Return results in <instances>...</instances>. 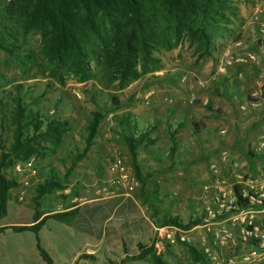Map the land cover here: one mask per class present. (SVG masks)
<instances>
[{
    "label": "trees",
    "instance_id": "16d2710c",
    "mask_svg": "<svg viewBox=\"0 0 264 264\" xmlns=\"http://www.w3.org/2000/svg\"><path fill=\"white\" fill-rule=\"evenodd\" d=\"M4 16L19 22L22 34L36 33L40 37L41 56L50 66L51 76L59 83H62L63 75H71L79 82L90 79L93 75L90 65L94 63L105 73L109 83L116 80L123 85L159 71L161 63L156 53L169 51L182 42L193 50L196 59L211 58L216 49L214 41L235 17V8L232 0H11L5 7ZM17 49L0 41L1 52L9 57L23 58L15 56ZM20 89L19 85L13 88L8 109L11 143L4 147L0 141V219L5 215L9 191L17 185L15 179L6 178L4 170L16 161L42 157L46 151L45 144L58 147L68 129L65 121L52 116L53 112L42 116L29 110L23 103ZM109 102L110 112L121 107L116 98H110ZM206 109L210 111L209 106ZM102 118L100 112L91 113L85 128L84 146L74 156L73 163L82 160L89 151ZM112 118L119 128L132 175L139 186L136 198L150 210L154 220L158 216L154 208L156 190L153 193L147 190L152 174L143 172L137 160L138 151L153 144L149 138L152 126L137 127L129 112ZM192 127L197 132V126L192 124ZM174 134V130L168 131L171 143ZM172 147L174 144L168 152L170 158L174 153ZM64 188L62 182L50 174L33 186L32 221L40 216L36 201L53 190L62 191ZM125 199L131 203L129 198ZM246 203V200L237 198L238 207H245ZM124 208L123 218L129 206ZM202 213L204 217V211ZM70 215L72 212L52 217L62 219ZM159 216L154 220L157 227L171 226L185 232L200 225L203 218L201 214L193 215L182 222L168 212ZM40 225L41 221L36 226H12L8 229L15 232L29 230L35 234ZM3 229L6 228H0ZM124 229L125 224L122 226ZM122 243L123 260L119 264L133 261L167 264L155 252L153 244L139 243L132 247L125 236ZM129 246L132 247L131 252L126 251ZM179 246L186 249L195 262L205 263L193 247L186 243H179ZM35 249L42 260L50 264L38 243Z\"/></svg>",
    "mask_w": 264,
    "mask_h": 264
},
{
    "label": "rangeland",
    "instance_id": "374dc122",
    "mask_svg": "<svg viewBox=\"0 0 264 264\" xmlns=\"http://www.w3.org/2000/svg\"><path fill=\"white\" fill-rule=\"evenodd\" d=\"M10 1L0 0V41L17 47L15 56H23V58L9 57L0 51V141L2 146L7 147L11 143V130L7 120L8 109L13 94L12 90L19 85L21 86L20 95L23 97V103L29 110L36 111L42 116H49L53 112L52 116L65 121L68 126L67 132L58 147L54 148L45 144L46 151H43L42 157H32L37 164L39 176L53 175L65 186L64 190H53L44 197H47V200L53 198L58 201L62 196V192L69 185L76 186L77 193L83 197L84 194L86 196L85 192L96 194V191H98L97 197L100 198L119 194L121 198H129L135 204L140 219L148 225V221L153 220L151 218L152 214L136 198L139 186L125 195V191L120 184L114 183L118 178V173L113 168V164L116 162L119 163V166L129 178L134 179V177L124 144L118 136L114 137L118 132L116 131L117 125L112 117L120 116L131 103L134 104L138 101L141 105L143 102L145 103L147 98L150 100L152 96L162 100V95L167 93L162 91L161 84L169 80L173 83V87L170 88L176 94L182 90L184 95L191 94L190 97H192L193 103L190 106L195 107L197 102H194V95L191 90H186L185 87L198 81H208L211 76L210 71L204 73L200 71L202 70L203 61L211 58L196 59L193 50L185 42H182L169 51L156 53L157 56H160L161 53H168L171 56L173 51L178 49L176 61L174 58L164 67L161 64L159 71L141 76L135 81L123 85H119L116 80L109 83L105 73L99 67H95L94 63H91L93 75L90 79L79 82L71 75L62 74V83H59L51 76L50 66L41 56L40 37L36 33L22 34L19 22L4 16L5 7ZM263 2L264 0H232L235 8V17H232V19L238 23V19L242 20L244 18L242 21L244 24H241L242 29L239 28L237 34L232 38L234 42L241 43V50L244 53H255V47L250 43L252 38L247 36V28L249 30L252 28L246 26L255 6L261 5ZM253 34L255 33L253 32ZM228 46H231V44H228ZM110 98H116L119 101L121 107L118 110L108 111L111 108ZM92 112H100L103 114V118L98 125L90 150L82 160L73 163L74 156L84 146L85 128ZM110 132L113 135H109ZM163 149L161 148L154 155V158L157 159L153 163L154 167L140 164L143 172H150L153 176L154 183L147 186L148 192L152 193L151 189L154 186L158 190L157 200L154 204L158 216L154 217V220L159 219L162 212H168L170 216L177 217L182 222H186L193 215L198 216L201 214L203 217L204 207L213 210V199L215 197L213 191L209 194L208 190L210 189L206 188V186L213 184V172L210 170L213 161H209L212 158L209 156L210 158L208 157L202 161L203 173L209 179H207V182L204 181L199 184L197 188L200 192L193 198H200L191 200V207H187L186 204L190 203V200L185 199V195H188L191 190L187 189L184 184L183 172L171 168L173 171L171 177H173L172 181L175 183V188L170 191L161 176L163 175L162 170H165L164 166L167 164ZM4 174L7 179H15L17 184L9 191V199L11 198L14 204L19 206L27 204L33 209V186L35 184L31 182L32 180H30L31 183L27 187H23L19 177L13 172L12 165L4 170ZM74 179H77L79 183H74ZM102 188H104V191L101 192ZM40 200L36 201L38 208ZM15 219L13 207L6 205L5 215L0 219V224H8L15 221ZM195 227L192 232H185L184 236L187 239L185 243L193 247L203 257L204 264H224L228 261L231 262L230 264H242L245 256L252 253L257 254V250L252 249L250 245H241L237 241L234 243L228 242L225 245L213 242V233L216 229L229 228L228 222H225L224 219L213 220L204 215L200 225ZM150 230L155 239L153 229ZM141 242L150 246L154 243V240L152 244H150V239H143ZM130 246L126 247L127 252L132 251ZM154 249L167 264H199L179 244L163 246L162 249L154 247ZM204 250H207V253H204ZM100 256L99 261H90V264H119L123 260V253L120 251L119 246L106 247ZM253 261L254 264H263L264 262L257 257H254ZM126 264L150 263L133 261Z\"/></svg>",
    "mask_w": 264,
    "mask_h": 264
},
{
    "label": "crops",
    "instance_id": "0c3cea01",
    "mask_svg": "<svg viewBox=\"0 0 264 264\" xmlns=\"http://www.w3.org/2000/svg\"><path fill=\"white\" fill-rule=\"evenodd\" d=\"M243 19H238V23L233 19L229 21L226 30L214 41L216 49L212 52L211 59L203 61V71L200 72L210 71L215 79L210 82V76L203 87H200L198 82L188 84V88L184 86L193 93L194 102H197L195 107L188 104V99L192 98L191 94L184 95L183 90L176 94L170 88L173 83L169 80L161 84L162 91L167 93L162 95V100L152 96L150 100L147 98L145 103L140 105L137 101L124 110L132 115L137 127L152 126L149 138L153 144L138 151L139 166H153L157 161L154 155L164 148L167 164L161 176L170 191L175 188L171 168L183 172L184 184L191 190L185 195V199L190 200V203L186 204L187 207L192 205L191 200L200 198H193L200 192L197 188L199 184L209 179L201 166L202 161L209 156L212 158L209 161H213L211 166L214 167L213 184L206 188L210 189L209 194L213 191V196L217 190L225 192L231 185L239 183V177L258 179L264 173V110H247L241 113L238 109L240 104H247L248 92L254 86L252 69L248 64L227 69L225 73H216L218 59L224 52L234 57H244L247 54L241 50V43L234 42L232 38L239 28L242 29ZM247 31V36L252 38L249 33L251 31L248 28ZM178 51L174 50L171 56L161 53L158 58L162 67L174 58L176 61ZM206 106L210 107V111ZM192 124L197 126V132H194ZM173 130L175 134L171 143L168 131ZM221 130H224L223 134L220 133ZM116 131L118 134L115 133L114 137L118 136L121 140L118 127ZM109 135L113 133L110 132ZM172 144L174 153L170 158L168 152ZM40 177L43 179L45 176ZM77 181L74 179V183H79ZM153 183L152 176L150 185ZM155 190L156 196L157 187L154 186L151 192ZM85 193L86 196L84 194L83 197L77 193L76 186L69 185L58 201L52 197L50 200H47V197L42 198L38 208L40 216L36 221H32L34 208L31 209L27 204H14L10 198L6 205L13 207V216L16 219L8 224H0V228H6L0 230V264H46L35 249L37 243L50 259V264H90V261L100 260V254L106 247L119 246L122 251L123 236L129 240L132 247L139 243L149 246L141 242L143 239H150V244L153 240L155 242L150 230L156 227L154 220L148 221V225L145 224L133 202L129 203L119 194L100 198L95 193ZM126 205L129 210L123 218ZM69 212H72V215L66 218L52 217ZM40 221L41 225L35 234L29 230L15 232L8 229L12 226H36ZM123 224L126 225L124 231ZM194 228L196 227L186 232L190 233ZM254 257L258 258L259 255L253 253L244 258L254 260ZM230 263L228 261L224 264Z\"/></svg>",
    "mask_w": 264,
    "mask_h": 264
},
{
    "label": "built area",
    "instance_id": "2783aa9c",
    "mask_svg": "<svg viewBox=\"0 0 264 264\" xmlns=\"http://www.w3.org/2000/svg\"><path fill=\"white\" fill-rule=\"evenodd\" d=\"M248 26L252 28L250 30L251 43L255 47V53H247L244 57H234L228 52H224L219 57L216 68V73H225L227 69H233L235 66L250 65L254 86L248 92L247 104L238 106L241 113H245L247 110H264V2L255 6ZM238 77H240V74H238ZM214 79L215 76L211 74L209 81L211 82ZM198 84L203 87L205 82L198 81ZM192 102L193 100L190 98L188 104L191 105ZM220 133L223 134L224 130H221ZM113 168L118 173V178L114 183L120 184L125 191V195L138 187L137 182L123 172L119 163H114ZM12 170L19 177L23 187H27L31 182L36 184L42 180L32 157L23 162H14ZM210 170L214 172V167L210 166ZM238 179L241 181L231 185L227 191H216L213 199V210L204 207V213L210 219H224L229 224V228L215 230L213 242L225 245L228 242L234 243L237 241L241 245H250L252 249L257 250L258 258L264 260V173L258 179L250 177H239ZM30 180L32 181L30 182ZM102 191H104V188L101 189ZM96 194H98V191H96ZM237 198L246 200L245 207L240 208L237 206ZM153 231L155 233L153 244L155 248L162 249L163 246H173L187 241L184 236L185 231L175 227L156 226ZM204 253H207V250H204ZM242 264H254V261L244 258Z\"/></svg>",
    "mask_w": 264,
    "mask_h": 264
}]
</instances>
